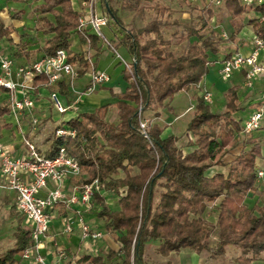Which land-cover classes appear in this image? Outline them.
Wrapping results in <instances>:
<instances>
[{
	"label": "trees",
	"instance_id": "1",
	"mask_svg": "<svg viewBox=\"0 0 264 264\" xmlns=\"http://www.w3.org/2000/svg\"><path fill=\"white\" fill-rule=\"evenodd\" d=\"M152 1L131 0L123 6L142 17ZM223 3L232 28L225 40L213 29L202 32L208 27L203 18L199 19V27L189 24L181 33L172 32L165 38L160 29L168 24L174 10L159 4L150 6L155 18L143 26L127 28L111 0H99L108 18L113 44L123 46L132 57L131 72L122 69L128 86L119 94L111 91L117 97V122L105 119L108 103L93 111L79 112L61 122L74 135L53 133L47 152L48 156H54L63 146L77 160L80 173L87 175L83 182L96 179L104 190L118 196V209H111L98 192L93 199L100 206L96 216L104 219L106 232L120 247L108 249L104 256L84 254L78 259L80 262L107 264L120 257V262L113 264H147L145 246L150 241L158 242L155 250L163 257L180 249L205 250L209 257H215L233 246L240 249L234 264L264 260V201L251 207L244 203L248 193L257 192L255 161L262 157V144L253 136L254 131H243L240 118L234 116L242 109L237 96L240 86L228 87L225 108L218 112L212 111L202 96H193L195 102L185 126L187 144L191 146L188 150L178 146L179 136H162L163 128L157 123L147 124L145 129L139 124L142 114L154 103L161 105L179 91L195 89L208 74L210 61L219 53L220 44L234 40L244 25L251 26L253 33L264 40V19H260L264 16V2L254 6H245L239 0ZM35 10L41 16L36 18L33 29L52 34L39 49L42 56L64 48L72 61L69 38L73 31H79V13L71 0H43ZM250 11L258 16L245 20ZM44 14L52 15L53 21ZM3 36L12 40L10 29L0 20V38ZM182 42L186 46L181 54L169 50ZM230 55L227 52L224 57ZM84 73L85 70H79L77 77ZM33 85L35 89L45 86L49 92L69 93L68 84L61 81L50 85L43 75L34 76ZM9 112V105L0 104V116ZM239 144L235 157L229 163L224 162V156ZM225 165L224 172L209 174L213 166ZM209 204L214 205V222L204 216ZM213 233L215 241L210 244ZM31 244L30 230L19 226L15 245L0 253V264H13L14 255Z\"/></svg>",
	"mask_w": 264,
	"mask_h": 264
},
{
	"label": "crops",
	"instance_id": "2",
	"mask_svg": "<svg viewBox=\"0 0 264 264\" xmlns=\"http://www.w3.org/2000/svg\"><path fill=\"white\" fill-rule=\"evenodd\" d=\"M42 2L43 0H24L19 2L12 0H0V20L3 23V26L10 29V37L12 38L11 41H9L7 36L0 38V53L10 56L15 65L30 63L42 57L43 54L39 49L44 44L45 40L52 35L43 34L41 31L33 29L36 18L41 16L39 11L35 10V6ZM71 4L78 12L76 0H71ZM222 4L224 5V3ZM117 13L119 15L118 11ZM44 15L53 21L52 15ZM106 31L107 34L113 38V34L109 26ZM88 34L89 37L87 39L84 37L82 32L73 31L69 38V48L71 53L74 55V59L70 62L77 68L78 71L85 70V73L82 76L77 77L74 83V88H69V93L67 95L57 92L63 105L68 107L65 112H59L52 106L49 99L50 93L48 89L45 86H40L37 89L34 88L31 93V97L34 102L32 109L23 110L21 114L13 115L9 112L0 116V141L5 144L13 156H19L26 151V147L24 146L22 140L23 136L29 137L36 144L37 149L41 153L47 155L50 145L47 143V145L44 144L46 145V148H39L41 137L47 135L50 130H53L54 133L55 128L62 126L61 122L74 117L79 112L93 111L96 107L106 103L109 104V107L106 112L105 119L111 123L117 122V97H113L111 95V91L115 94H119L122 93L128 86V82L125 81L122 76V69L124 66L107 46L103 45L91 32H88ZM239 34L235 38V40H241L239 42L240 44L237 46L238 49H230L227 52L233 53L237 51L242 54H247L250 51L252 48L250 39L254 35L251 26L248 25L247 29H245L246 38L240 37ZM91 36L95 37L94 41L90 40ZM117 49L123 59L131 61V55L123 46H118ZM216 55L221 56L220 53ZM258 61L261 64H264V47H262L259 52ZM213 62L214 61H212L211 64H218L220 67L219 63ZM91 63L93 68L91 67ZM219 67L216 69L217 74H219ZM92 70L104 71L109 78L105 82L99 84L94 90L89 91L87 88L89 85V74ZM207 76L208 75H205L204 77ZM12 77L15 78L14 75H12ZM235 78L239 80V84L241 81L243 82V71H236L233 79ZM259 78H264V75H261L257 79ZM63 82L66 84L65 81ZM202 82L203 79L198 83L197 87L201 88ZM234 84H230L229 87ZM1 89L2 88H0V104L9 105V92H2ZM240 89H242L241 86ZM240 89L237 91V96L240 106H242L241 110L247 108L246 110L249 113L257 106L262 105V102L259 101L262 91L256 92L246 88L242 90ZM195 90L196 89H193V91ZM243 91H245V93ZM170 103H172L171 100ZM241 110L235 112L234 116L238 117ZM68 111L72 112L68 113ZM31 115L39 118L36 126H32L30 124L29 118ZM41 121L42 123L39 124ZM63 127L66 126L63 125ZM261 128H264V121H262ZM253 136L256 137L254 133ZM49 138L48 142H51ZM256 138H258L262 144V157L256 159L255 166L257 169L264 171V139H260L259 137ZM189 147L191 148V146ZM238 151L227 160L225 155L224 162L229 163ZM230 155L231 154H229V156ZM226 168L227 165L213 166L209 170V174H213L216 171L224 172ZM79 177H83L85 180L87 179V175L81 173L77 176L67 175L65 177L63 185L66 193H70L73 186L79 184L74 182V180ZM255 185L257 192L248 193L244 200V203L248 207H251L255 202H259L262 195H264V175L259 178L257 177ZM47 187L51 188L53 187V184L48 181ZM101 189L104 191L103 186ZM103 191L98 190L96 192L103 196ZM44 193V190H42L40 194L44 195ZM15 195L16 193L12 189L0 188V253L12 248L15 245L16 231L19 226L27 228L24 223L22 213L16 209ZM249 196L252 197L250 198ZM91 201H94V199L92 198ZM68 206L69 205H64L61 202L56 204L53 210V218L49 223V230L41 238L40 251L48 264H66L70 261H79L78 259L84 254L97 255V253H92L90 249H94L96 247L100 249L103 244H106L107 247H109L106 248L107 250H118L120 243L114 240V238H112L108 233L99 235L102 236V239L98 238L97 240H93L92 243L87 240L82 242L80 238V220L83 219L85 223H88L89 227L100 231H103L101 230V225H103L104 220L97 217L96 214L94 217L88 216V214L82 212L80 213L81 216L73 215L74 212L68 209ZM70 206L74 209H86V206L82 204H72ZM64 220H68L71 223L72 232L64 231ZM100 231L96 232L100 233ZM92 244L94 246H92ZM60 248L64 251V256L62 257L58 256V249ZM107 250L103 249L98 255L104 256ZM18 252L14 255V261L18 260Z\"/></svg>",
	"mask_w": 264,
	"mask_h": 264
},
{
	"label": "built area",
	"instance_id": "3",
	"mask_svg": "<svg viewBox=\"0 0 264 264\" xmlns=\"http://www.w3.org/2000/svg\"><path fill=\"white\" fill-rule=\"evenodd\" d=\"M245 6H254L264 0H239ZM79 13L77 29L88 39L91 32L103 45L107 46L122 62L123 66L131 72V61L122 58L112 38L107 34L108 18L97 12L98 0H76ZM223 3L224 0H216ZM264 19V16H260ZM252 48L247 54L233 52L229 57H219L213 60L219 63V75L227 80L232 72L243 71V86L246 89L253 87L255 78L264 75V64L258 61L259 51L264 47V40L252 36ZM213 62V63H214ZM212 61L210 62V64ZM92 67V63H91ZM93 68V67H92ZM77 68L69 61L68 52L64 48H58L51 55L42 56L33 62L15 65L13 59L0 53V88L9 92V107L11 114H21L23 110H30L34 106L31 93L34 89L33 78L43 75L47 83L55 85L65 81L69 88H74L77 79ZM15 76V78L12 77ZM109 76L104 71L92 70L89 74L87 90H94L99 84L108 80ZM50 93V99L54 108L59 112H65L68 107L63 105L57 91ZM202 98L205 102L211 100V92L204 90ZM259 101L262 105L251 110L243 120V131L253 132L262 127L264 121V91L261 92ZM30 124L36 126L39 118L31 115ZM141 128H146V123L140 119ZM56 136L74 135V131L63 126L55 128ZM26 151L19 156H13L10 150L0 141V188H8L15 191V206L22 213L24 223L30 230L32 244L18 252V260L13 264H48L40 251L41 238L49 230V223L53 218V210L57 203L64 205L82 204L90 207L93 195L102 187L96 179L90 182H82L73 186L70 193L64 190V179L67 175L80 174L77 160L68 155L65 148L60 146L54 156L41 153L36 144L29 137H22ZM264 175V171L257 169V177ZM50 181L53 187L48 188ZM44 190V195L41 191ZM83 237H88L89 228L84 222H80ZM70 222H64V231L70 232ZM101 235L94 232L93 237ZM58 256H64L63 249H58ZM66 264H87L80 261H71Z\"/></svg>",
	"mask_w": 264,
	"mask_h": 264
},
{
	"label": "rangeland",
	"instance_id": "4",
	"mask_svg": "<svg viewBox=\"0 0 264 264\" xmlns=\"http://www.w3.org/2000/svg\"><path fill=\"white\" fill-rule=\"evenodd\" d=\"M6 1V0H4ZM2 2V1H1ZM131 2V0H111V5L116 8V10L119 12V16L124 22L125 26L127 28H135L143 26L147 21L151 20L152 18L156 17V13L152 7H150L153 4H159L164 5L167 7H170L174 10V14L167 19L168 24L161 27V32L164 35L165 38H169L172 32H176L177 34L184 31V28L188 26L189 24H196V27H199L201 25V21H199L200 18H203L205 21H207L208 27L206 29H203L202 32H207L209 29L215 30L218 34L222 36V39L225 40L228 35L230 34L232 28L229 25V14L225 10L224 5L221 3L216 2V0H153L151 3H149V7H147L145 14L142 17H137L134 15V11L124 7L123 4ZM97 12L100 15H104V11L101 8V5L99 4V0L96 3ZM208 10L210 16H208ZM258 14L256 12L250 11L247 14H245V20L249 17H256ZM161 20H164V17H160ZM175 21V23L173 22ZM248 25H244L242 30L240 31V37L246 38L245 35V29H247ZM194 39V37H191V40ZM252 40V38L250 39ZM241 40H227L225 42H222L220 44V50L219 53L221 57H223L228 50L230 49H238V45L240 44ZM186 43L182 42L180 44H174L172 45L169 50L173 52L174 54H181L185 49ZM261 50V49H260ZM260 52V51H259ZM220 57V56H219ZM214 60L218 59V55L212 57ZM212 59V60H213ZM219 67L218 64H210L209 65V72L207 77H203V82L201 83V88L196 87L195 91L193 89H190L188 92L185 91H179L177 92L173 98L170 101H164L163 104L159 105L157 103H154L151 106V109L145 111L142 114V120L147 124L157 123L159 126L163 128L162 136H167L169 134H175L179 136V139L177 141L178 146L183 148L184 150H188L190 147L187 144V139L189 136L185 132V126L188 120L191 117V111L192 107L194 105V95L202 96L203 91L209 90L211 92V100L207 102L209 104L210 108L214 112L221 111L225 107V91L228 89L230 84H238L241 86L242 89L245 87L243 86V82L241 81L239 84L238 79H233L235 70L232 72L231 78L225 80L223 79L219 74H217L216 69ZM238 82V83H237ZM200 86V85H199ZM240 89V88H239ZM240 89V90H242ZM251 91H264V78H255L253 81V87L251 88ZM245 93V91H243ZM50 99V97H49ZM50 102L52 104V100L50 99ZM53 106V104H52ZM54 107V106H53ZM247 108H244L241 110L240 114H238V117L241 120V124L243 120L247 117L249 114L246 110ZM72 111H68L70 113ZM42 121L39 123L41 124ZM42 128V127H41ZM53 133V130H50L47 135L41 137V143L39 144V148L43 149L46 148L47 143L50 145V141L48 142L49 136ZM256 137H259L260 139H264V128H260L259 130H256L253 132ZM46 144V145H44ZM241 145L239 144L235 149L231 150L228 154H226L225 158L226 160L228 158H231L232 155H234L239 149ZM229 154H231L229 156ZM122 175V173H121ZM85 179L83 177H79L74 180V182L82 183ZM99 190L103 191V189L99 188ZM105 202L108 204V206L111 209H118V196L104 190L102 192ZM261 196V195H260ZM250 198L252 196H249ZM258 201V200H257ZM264 201V195H262V198L259 200V202L262 203ZM81 205V204H79ZM213 204H209L206 212L204 213V216L207 220L214 222L215 221V211L213 209ZM68 209L72 210L74 213L73 215H80V213H86L88 216L94 217L96 212L100 209V206L95 201L90 202V207L84 210H80L77 208H73L72 206H68ZM104 220V219H103ZM86 221V220H85ZM64 222H69L68 220H64ZM80 222H84L83 219L80 220ZM85 223V222H84ZM88 225V223H86ZM80 226V224H79ZM89 234L88 237H83L82 231L80 233L81 241L84 242V240H87L88 242L92 243L93 240H97L98 238L102 239V236H96L93 237L92 234L96 231L100 230H94L93 228L89 227ZM94 230V231H93ZM100 231L101 235L107 234L104 223L101 225ZM72 232V230H71ZM215 241V234L213 233L210 238V244H213ZM157 241H150L145 246V254L144 259L147 264H158L162 261H170V264H234V258L240 253V249L235 248L233 246H229L225 253L223 255L215 256V257H209L210 255L205 251L202 250L201 252H194L191 249H180L179 251L171 252L167 257H163L159 255L155 247L157 245ZM92 246H94L92 244ZM106 244H103L102 248H94L90 249L92 253L101 252L103 249L107 250ZM120 261V257H115L114 259L107 261V264H113L114 262ZM71 262V261H70ZM69 263V262H68ZM252 264H264V260L258 259L253 261Z\"/></svg>",
	"mask_w": 264,
	"mask_h": 264
}]
</instances>
